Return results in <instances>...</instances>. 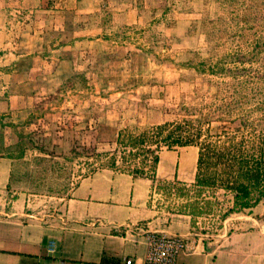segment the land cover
I'll list each match as a JSON object with an SVG mask.
<instances>
[{"label": "rangeland", "instance_id": "obj_1", "mask_svg": "<svg viewBox=\"0 0 264 264\" xmlns=\"http://www.w3.org/2000/svg\"><path fill=\"white\" fill-rule=\"evenodd\" d=\"M262 3L0 0V156L12 159L5 202L25 196L28 212L53 214L98 170L150 176L149 144L133 147L127 137L163 123L189 121L198 142L208 133L226 140L238 127L249 147L264 130V51L250 52L264 40ZM150 149L166 158L165 146ZM189 156L187 180L161 170L150 198L159 216L211 201L191 217L187 248H214L255 226L264 235V199L223 223L231 193L203 189L198 197Z\"/></svg>", "mask_w": 264, "mask_h": 264}, {"label": "crops", "instance_id": "obj_2", "mask_svg": "<svg viewBox=\"0 0 264 264\" xmlns=\"http://www.w3.org/2000/svg\"><path fill=\"white\" fill-rule=\"evenodd\" d=\"M195 153L166 151L164 160L159 156L155 178L163 170L166 179L187 180L183 166L188 154L196 164ZM11 162L0 156V264H122L126 258L143 264L148 232L176 234L187 241L191 217L159 216L150 204L154 182L148 177L98 170L78 181L57 213L38 216L28 212L25 196L5 202ZM240 213L226 216L223 223ZM263 243L255 226L226 234L214 248L206 243L186 248L175 264H264Z\"/></svg>", "mask_w": 264, "mask_h": 264}, {"label": "trees", "instance_id": "obj_3", "mask_svg": "<svg viewBox=\"0 0 264 264\" xmlns=\"http://www.w3.org/2000/svg\"><path fill=\"white\" fill-rule=\"evenodd\" d=\"M260 2L264 3V0ZM258 5L259 3L256 6ZM263 51L264 40H256L250 51L251 54L258 55ZM241 130L237 127L230 133L231 135L226 134L227 138L223 141L211 140L212 137L219 138V133L214 136L208 133L206 139L198 142L197 138H200L198 136L201 131L197 132L189 121H184L176 124L163 123L149 131L128 135L129 145L135 147L149 144L143 147L145 148L143 150L152 154V175H146L145 170L139 168L130 174L148 177L155 182L159 155L156 150L150 149L152 145L156 147L163 145L168 150L175 147L196 146L198 153L192 187L198 189V197L203 189H219L231 193V205L223 213L224 218L232 213L250 210L264 199V130L252 133L257 144L255 145L254 141L250 142L249 147L245 144V136ZM211 204L208 199H203L202 203L194 201L188 204L190 211L180 213L190 217L198 216L207 210L205 206L210 210Z\"/></svg>", "mask_w": 264, "mask_h": 264}, {"label": "built area", "instance_id": "obj_4", "mask_svg": "<svg viewBox=\"0 0 264 264\" xmlns=\"http://www.w3.org/2000/svg\"><path fill=\"white\" fill-rule=\"evenodd\" d=\"M147 239L148 249L143 264H175L179 254L187 248L186 239L176 234L151 231L148 232ZM122 264L136 262L132 258H126Z\"/></svg>", "mask_w": 264, "mask_h": 264}]
</instances>
